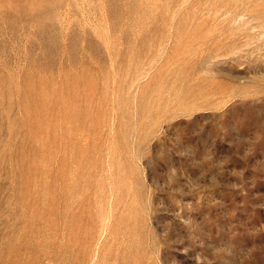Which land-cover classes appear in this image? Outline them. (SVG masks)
<instances>
[{
    "label": "rangeland",
    "instance_id": "1",
    "mask_svg": "<svg viewBox=\"0 0 264 264\" xmlns=\"http://www.w3.org/2000/svg\"><path fill=\"white\" fill-rule=\"evenodd\" d=\"M0 264H264V0H0Z\"/></svg>",
    "mask_w": 264,
    "mask_h": 264
}]
</instances>
